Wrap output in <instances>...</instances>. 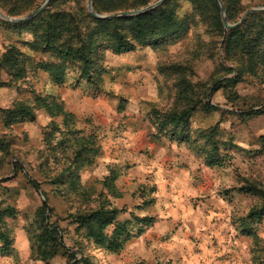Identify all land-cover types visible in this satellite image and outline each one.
<instances>
[{
    "label": "rangeland",
    "instance_id": "rangeland-1",
    "mask_svg": "<svg viewBox=\"0 0 264 264\" xmlns=\"http://www.w3.org/2000/svg\"><path fill=\"white\" fill-rule=\"evenodd\" d=\"M9 1L0 0V4ZM33 1L38 8L45 2ZM177 1L181 15L191 12L189 0ZM242 2L244 13L264 7V0ZM70 6V1L60 0L58 8ZM4 22L17 24L0 17V56L9 43L20 37L31 38L19 35ZM196 32L199 35L193 29L187 37L157 47L139 46L122 54L107 51L99 87L84 80L76 83L71 74L58 86L41 70L30 72L18 84L0 87V208L17 211L15 219L6 218L11 253H0V264H41L35 261L31 234L44 202L53 209L50 223L63 229L65 244L76 250L75 242L80 238L74 234L70 214L79 204L74 197L68 201L58 194L61 185H54L52 179L72 157L75 137L82 136L91 137L99 148L92 166L81 170L82 182L100 191L98 181L109 173V167L117 168L122 174L116 182L120 195L107 198L120 210L119 220H130L134 215L157 220L144 235L127 243L120 254L90 248L100 264H147L136 258L147 253L153 258L169 254L190 264L214 260L263 263L264 214L260 219L249 216L253 210L264 208V198L245 188L256 186L264 191V85L254 80L240 83L235 92L248 101L227 99L220 90L208 99L215 110H197L192 116L191 137L203 148L208 146L198 133L218 128L221 165H207L202 151L160 133L148 117L153 108L167 112L175 107L179 82H186L201 94L213 87L215 79L235 76V72L226 75L220 65L224 62V37L219 39L205 28ZM33 56L47 59L41 54ZM3 79L8 77L3 74ZM33 92L59 98L74 117L68 125L62 118L56 119L61 132L54 137L49 136L51 119L40 110L35 111V119L20 118L5 126L2 110L21 101L31 103ZM151 199L154 203L146 206L144 202ZM249 230L253 234L248 236ZM155 262L152 264H173L171 259ZM50 264L73 263L59 254Z\"/></svg>",
    "mask_w": 264,
    "mask_h": 264
},
{
    "label": "trees",
    "instance_id": "trees-1",
    "mask_svg": "<svg viewBox=\"0 0 264 264\" xmlns=\"http://www.w3.org/2000/svg\"><path fill=\"white\" fill-rule=\"evenodd\" d=\"M67 1L71 3L68 9H59L60 0H52L43 13L30 21L17 24L4 22L19 31V35L25 34L31 38L26 40L20 37L15 43H9L0 56V87L18 84L36 70L49 73L52 82L58 86H62L66 77L71 74L76 83L84 80L99 87L105 72L103 61L107 51L122 54L134 51L139 46L157 47L162 43L185 38L193 29L199 35L196 29L199 31L200 28H205L219 39L224 37V62L220 61V65L227 72L226 75L235 72V76L222 81L220 78L215 79L213 87L206 88L201 94L186 82H179L175 107L167 112L153 108L148 117L160 133L170 134L172 138L189 143L195 151H202L207 165H221L216 140L218 128L198 133L208 146L203 148L198 139L191 137L189 122L197 110L209 113L216 109L208 99L220 90L224 96L227 95V99L235 100L241 99L235 92L240 83L254 80L264 85V12L251 14L243 25L225 33L217 0H189L192 9L184 15L179 12L177 0H166L145 14L113 19H96L91 16L86 8L87 0ZM156 1L93 0V6L98 14H116L139 10ZM222 1L229 22L236 23L245 11L242 0ZM37 8L33 0H10L9 3L0 4V9L10 17H20ZM33 54L47 56V59L36 60ZM3 74L8 79L4 80ZM241 100L248 101L249 98ZM36 110L44 112L51 119L50 137L61 132L56 119L62 118L65 125L74 119L59 98L33 92L31 103L21 101L13 108L2 110L5 126L9 127L20 118L35 119ZM254 113L258 114L259 111ZM74 148L69 162L52 182L54 185H61L57 189L58 194L68 201L74 197L79 204L70 216L75 225L74 234L79 236L80 242H75L76 250L65 244V233L60 226L50 223L53 209L44 202L37 211V226L31 234L35 261L41 264H50L59 254L67 257L73 264H100L98 258L90 253V248L110 255L120 254L127 243L144 235L157 222L152 216L135 215L130 220L120 221V210L107 197H119L116 182L122 176L121 172L115 167H109V173L98 181L100 191L91 185L87 186L81 180V170L92 166L99 148L91 137L84 136L75 137ZM245 190L264 198V191L256 186ZM154 201L151 199L144 204L151 206ZM47 209L50 210L49 216ZM263 214L264 208L253 210L249 218L260 219ZM16 217L15 208H0V253H11L12 238L6 229V218ZM252 234L251 230L247 232L248 236Z\"/></svg>",
    "mask_w": 264,
    "mask_h": 264
},
{
    "label": "water",
    "instance_id": "water-1",
    "mask_svg": "<svg viewBox=\"0 0 264 264\" xmlns=\"http://www.w3.org/2000/svg\"><path fill=\"white\" fill-rule=\"evenodd\" d=\"M166 0H157L156 2L150 4L149 6L139 9V10H132V11H126V12H121V13H117V14H98L94 11V7H93V0H88L87 2V8L89 13L96 19H113V18H121V17H135V16H139L142 14H145L153 9H155L156 7L160 6L161 4H163ZM51 2V0H45V2L42 4V6L40 8H38L37 10L31 12L30 14L20 17V18H11L9 16H6L5 14H3L0 11V17L6 21L12 22V23H23V22H27L30 21L34 18H36L37 16H39L41 13L44 12V10L48 7L49 3ZM220 9H221V18H222V23L224 25V28L226 30V32L228 30L231 29H235L238 28L239 26L243 25L244 22L246 21V19L254 13H261L264 12V7H256V8H251L249 10H247L242 17L240 18V20L234 24H231L228 21V17H227V11L226 8L224 6V3L222 0H217Z\"/></svg>",
    "mask_w": 264,
    "mask_h": 264
},
{
    "label": "crops",
    "instance_id": "crops-1",
    "mask_svg": "<svg viewBox=\"0 0 264 264\" xmlns=\"http://www.w3.org/2000/svg\"><path fill=\"white\" fill-rule=\"evenodd\" d=\"M140 253H142V252H140ZM136 258L138 260L139 259L146 260L147 264H152V263H154V261H156V262H159V261L160 262L169 261L170 259L172 260L173 264H190V262H188L187 259L186 260H183V261H179V258L176 259L172 255L164 254V253L159 254L158 256H155L154 258L153 257H150L149 253H147V254H141V255H136ZM200 263L201 262H199L198 264H200ZM201 264H231V262L228 261V260H224L223 262L214 260V262L213 261H208L206 263L203 262Z\"/></svg>",
    "mask_w": 264,
    "mask_h": 264
}]
</instances>
